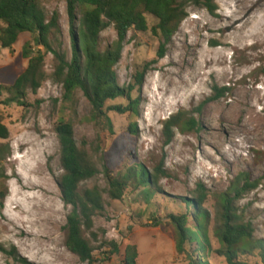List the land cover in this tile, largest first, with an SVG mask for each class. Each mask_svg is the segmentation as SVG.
<instances>
[{"label":"rangeland","instance_id":"rangeland-1","mask_svg":"<svg viewBox=\"0 0 264 264\" xmlns=\"http://www.w3.org/2000/svg\"><path fill=\"white\" fill-rule=\"evenodd\" d=\"M38 1L47 15L59 12L60 33L53 47L71 58L74 38L67 1ZM214 1L215 14L189 3L188 16L162 58L157 55L159 38L150 30L156 24L152 16L147 15V32L127 36L115 71L120 86L136 84V74L144 72L142 85L136 84L132 92L140 100L138 115L110 112L109 116L116 133L135 123V158L149 173L163 167L165 175L159 180L160 192L149 203L142 197V187L128 191L120 200H112L105 192V210L94 217L97 248L92 262L81 261L64 244L71 207L65 204L58 184L63 170L55 132L64 116L72 120L77 142L92 147L97 130L88 120L89 101L78 91L73 112L64 102L62 86L49 76L36 94L28 93L24 106L0 105V119L9 130V138L0 139V144L8 143L11 149L0 165V191L6 190L0 211V244L5 249L0 251V264H126L129 246L137 247L133 264H188L187 254L177 250L171 216L186 213L187 203L194 201L200 189L207 193L206 207L211 212L208 233L212 250L206 261L228 264L218 252L216 204L241 173L253 187L232 193L233 209L250 222L255 238L264 240V0ZM116 39L114 27H106L101 48ZM26 42L34 44L29 32L21 34L12 49L1 50L0 83L5 87L27 66L22 56ZM38 48L46 52L43 46ZM52 65L53 55L47 52L49 75ZM215 86L229 87V91L204 103L216 93ZM9 96L4 90L3 99ZM121 103L128 101L109 100L106 108ZM179 112L191 114L197 126L186 131L174 127L168 140L166 121ZM96 160L101 172L86 185L104 189L107 181L98 154ZM33 195L44 204L35 203ZM194 218L190 216L189 225H194ZM110 241L118 244V252ZM244 258L263 264L258 252Z\"/></svg>","mask_w":264,"mask_h":264},{"label":"trees","instance_id":"trees-1","mask_svg":"<svg viewBox=\"0 0 264 264\" xmlns=\"http://www.w3.org/2000/svg\"><path fill=\"white\" fill-rule=\"evenodd\" d=\"M66 1L73 26L71 58L64 51L53 47L56 36L60 33L58 11L47 15L40 8L38 0H0V54L2 49H12L23 33L29 32L34 37V44L26 42L22 48V56L27 60L26 68L9 87L0 83V105L17 103L24 106L28 93L36 94L49 76L53 82L62 86L64 102L73 108V112L76 110L78 91L83 92L89 101L92 109L88 120L94 123L97 130L96 142L92 147L77 142L73 122L64 116L56 123L55 132L60 144V164L63 170L58 184L65 204L71 207L64 229V244L81 261L92 262L97 248V235L93 231L94 217L105 210V192H108L112 200H120L128 191H136L142 187V197L149 203L160 192L159 180L165 175L163 167L149 173L145 165L135 158V123H131L127 131L116 133L109 116L110 112H131L138 115L140 100L133 98L132 92L136 84L142 85L144 72L136 74V84L120 86L115 71L127 36L129 32L134 36L147 32V15L152 16L156 24L150 30L159 38L157 55L162 58L167 45L188 16L189 3L204 7L211 14H215L217 5L214 0ZM110 25L116 30L117 39L102 49L101 33ZM38 46H43L46 52ZM47 52L53 55L50 75L46 71ZM4 90L10 93L6 99H3ZM214 90L216 93L204 103L225 96L229 87L215 86ZM118 98H125L128 103L106 108L109 100ZM182 114L185 113L179 112L166 121L168 140L174 127L182 131L196 128L194 117L189 113ZM8 138L9 130L0 119V139ZM96 154L99 155L107 181V188L104 189L98 185H86V182L96 178L101 172ZM10 155L9 144H0V165ZM240 178L232 185L229 193H224L217 199L218 226L215 233L221 245L218 252L225 257L228 264H254L245 259L244 255L258 252L264 264V240L255 238L250 222H246L232 206V193L239 194L253 187L246 174L241 173ZM241 180L244 182L242 187ZM5 198L6 190L0 191V211ZM193 200L191 203L186 202V213L171 216L176 230V247L178 252L187 254L188 264H208L206 260L212 247L208 233L211 212L206 207L207 193L200 189ZM190 216L195 217L194 225L188 224ZM109 244L114 252H118L117 243L110 241ZM4 250L0 244V251ZM127 252L125 263L133 264L138 255L137 247L129 246Z\"/></svg>","mask_w":264,"mask_h":264},{"label":"bare ground","instance_id":"bare-ground-1","mask_svg":"<svg viewBox=\"0 0 264 264\" xmlns=\"http://www.w3.org/2000/svg\"><path fill=\"white\" fill-rule=\"evenodd\" d=\"M25 192H26V191H25ZM25 192H23V193H25ZM22 195H24V194H22ZM41 195H42V194H41ZM17 196L20 197V193H17V192H16V197H17ZM25 196H26V195H25ZM33 196H34V197H32V200H34L35 203H38V204H40V205L44 204V203H43V200L41 199V197L36 196V195H33ZM26 197H27V196H26ZM42 197H43V196H42ZM22 198H23V197H22ZM24 198H25V197H24ZM27 200H28V199H27ZM30 200H31V199H30ZM32 207H33V206H32ZM33 208H34V207H33ZM35 208H36V205H35ZM27 217H28V216H27ZM38 219H39V218H38ZM40 219H41V218H40ZM43 220H44V219H43ZM41 221H42V219H41ZM44 221H45V220H44ZM35 222H36V221H35ZM37 222H38V221H37ZM37 222H36V223H37ZM36 223H35V224H36ZM31 224H32V223H31ZM19 225H21V224H19ZM22 228H23V227H22ZM25 233H26V234H30L31 232H29V231H25ZM42 241H43V240H42ZM38 243H39V242H38ZM43 245H45V244H43ZM43 245H42V246H43ZM36 246H37V245H36ZM38 246H39V245H38ZM40 246H41V245H40ZM42 246H41V247H42ZM37 248H38V247H37ZM39 248H40V247H39ZM40 249H41V248H40ZM43 251H44V250H43Z\"/></svg>","mask_w":264,"mask_h":264}]
</instances>
